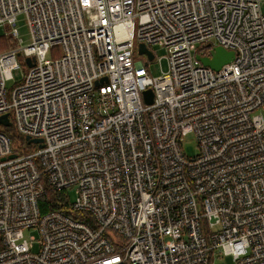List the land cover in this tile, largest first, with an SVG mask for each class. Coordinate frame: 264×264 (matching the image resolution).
Segmentation results:
<instances>
[{"label": "built area", "instance_id": "1", "mask_svg": "<svg viewBox=\"0 0 264 264\" xmlns=\"http://www.w3.org/2000/svg\"><path fill=\"white\" fill-rule=\"evenodd\" d=\"M263 6L0 0V27L16 42L24 15L32 38L0 53V117L43 145L20 154L0 131V264H264ZM217 46L235 53L219 71L197 59ZM151 47L167 51L158 77ZM19 58L34 65L9 99ZM46 185L75 189V216L42 214Z\"/></svg>", "mask_w": 264, "mask_h": 264}, {"label": "rangeland", "instance_id": "2", "mask_svg": "<svg viewBox=\"0 0 264 264\" xmlns=\"http://www.w3.org/2000/svg\"><path fill=\"white\" fill-rule=\"evenodd\" d=\"M263 12H264V6H263ZM15 29L18 32V41L13 42L12 40H9L7 47L5 50L0 51V53H3L7 50H9L12 47H15V45L18 46L19 40H21L23 43V46H28L31 44L32 38L30 29L27 24V19L24 15H21L17 18ZM13 28L6 26V27H0V39H7L10 36V33L12 32ZM152 51L155 52L157 60L162 59L161 64L159 62H152L150 64V67L147 68V73L149 75H152L153 77H158L161 75V69L164 72H167L168 70V62L166 60L167 51L161 47H151ZM53 57L52 55L50 56ZM19 64L20 68L18 70H15L13 72V79L7 82V89L9 92V99H11V95L15 88H17L19 85H21L26 69H27V63L26 60L19 58ZM258 115L262 116L264 118V108L260 109L257 112ZM12 125L9 127H5L0 124V131L3 133L8 134L14 142V148L15 151L20 154L30 153L38 149V146L35 144H29L26 140V137L21 135L18 131L17 124L14 120V117H11ZM183 150L184 153L188 157H194L199 154V147H198V141L196 139V136L191 134L187 136L183 142ZM69 195L72 202H75L76 200V191L75 189H72L69 191ZM25 237L30 240L31 238H35L37 241L34 242V253L38 252L39 250V233L36 230H27L25 231ZM209 264H235L234 259L232 256H226V255H216L212 256L210 259Z\"/></svg>", "mask_w": 264, "mask_h": 264}, {"label": "water", "instance_id": "3", "mask_svg": "<svg viewBox=\"0 0 264 264\" xmlns=\"http://www.w3.org/2000/svg\"><path fill=\"white\" fill-rule=\"evenodd\" d=\"M139 54L148 55V58L150 61L154 59V54L146 48L145 45L141 44L139 47ZM210 57H202L200 55H197V59L202 62V64L206 67H209L215 71H219L224 65L230 64L235 59V53L231 51L225 50L221 46L214 47L210 52ZM26 63L29 67H32L34 65V61L31 58L26 59ZM107 81V78H104L98 82H96V85L99 86L103 82ZM144 99L147 104H152L154 99V93L152 90H147L144 92ZM0 124L9 127L11 126V122L9 120L8 115H4L0 117ZM29 144H38L40 147H42V140L41 139H35V140H29ZM15 155H12L10 158H15Z\"/></svg>", "mask_w": 264, "mask_h": 264}, {"label": "trees", "instance_id": "4", "mask_svg": "<svg viewBox=\"0 0 264 264\" xmlns=\"http://www.w3.org/2000/svg\"><path fill=\"white\" fill-rule=\"evenodd\" d=\"M9 40L15 42L11 37H8L7 39H0V51L5 50ZM40 209L42 214H47L50 211H59L67 215L75 216V214H73L71 211V198L69 192L67 190L57 191L48 185H46L45 194L40 200ZM2 249L3 242L0 237V251Z\"/></svg>", "mask_w": 264, "mask_h": 264}]
</instances>
